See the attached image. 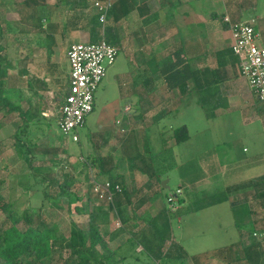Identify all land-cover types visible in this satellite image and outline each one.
<instances>
[{"label":"crops","instance_id":"0c3cea01","mask_svg":"<svg viewBox=\"0 0 264 264\" xmlns=\"http://www.w3.org/2000/svg\"><path fill=\"white\" fill-rule=\"evenodd\" d=\"M95 1L30 0L26 11L22 5L17 10V3L13 0H3L0 6H15L13 18L17 14L16 18H23V22L36 21L35 26L42 30L36 38H32L33 44L29 37L27 46H21L19 42L16 48L21 50L26 47L27 57L34 59V48L37 50L48 46L50 56H54L50 63L51 69H48L50 73L33 70L34 78L27 81L29 92L34 95L39 93L42 96L40 100L46 98V105L38 103L33 107L28 103V110H23L27 116H32V120L36 117L47 119L45 116L51 113L50 104H53V101L48 102L49 99L59 100L57 120L58 108L69 90V65L65 67L59 61L63 58L64 47L63 44H56V38L66 33L70 37H80L84 42H98L105 38L125 51L126 70L116 74L113 68L105 76L109 78L108 83L118 86L120 97L103 105L97 117L98 130L90 134L87 149L85 146L79 157L75 158L80 165L79 174L84 173L87 181V185H81L83 189L76 195L77 203L87 206L88 211L97 215H107L108 224L103 225L101 231L106 244L110 243L109 248L114 250L126 244L143 224L168 206L170 195L175 193L165 192L161 182L163 173L181 168L176 149L193 139L189 123L184 120L185 108L194 107L210 117L223 112L240 111L244 114V122H249L248 115H252V122L261 121L264 130V103L252 95L246 80L240 75V60L231 48L232 31L223 20L228 15L232 21H253L260 34L258 43L264 47V12H259L260 0H125L123 5L119 4V0H110L111 7H116L115 13L124 11L125 14L117 21L114 14H109L106 25L111 31L107 39L94 31L96 24H100ZM250 11L253 12L251 16L248 14ZM47 12L50 21L45 15ZM12 20L15 23L16 20ZM46 36L54 39L47 40L46 46H41ZM55 50L58 56H55ZM176 52H181V57L188 63L190 76L186 82L171 89L158 66L163 57H174ZM12 70L19 75L25 72L24 69ZM111 72L114 73V82L110 78ZM53 85L55 88H52ZM16 87H20V84L12 83L10 88L15 96L22 92V88L18 90ZM42 93H46V96ZM16 100L20 101L19 98ZM16 105L21 108L20 102ZM171 116H181L184 122H169ZM228 151L231 157L228 165L221 163L212 167L214 160L209 156L208 160L202 161L210 167H206L205 174L181 177L177 189H181L178 198H182L183 203L178 205L177 211L168 212L170 235L177 243L181 244L175 232L176 223L180 221L178 213L185 212L184 207L190 205V200L196 201L198 194H203L206 202L211 203L214 200L211 193L213 185L219 187L223 195L227 190L240 192V196L234 200L224 196L231 205L243 201L246 196L254 198V190L245 188L243 183L264 176V140L257 145L253 154L245 158L238 157L233 146ZM243 151L248 152V149L243 148ZM138 154L152 162L154 173L151 177L133 168L131 160ZM90 157L111 158L108 159L107 167L113 168L109 174L101 176L99 182L110 181L107 175L122 178V184H118L123 190L113 203L101 202L92 193L93 173L97 169L89 167ZM168 182L169 179L167 185ZM260 204L258 199L254 209L258 214L254 215V219L264 217L259 214H264ZM254 232L257 235H253L252 242L256 243L250 249L254 257L253 264H264L262 220ZM241 239L220 246H234V252L228 257L213 252L215 261L232 264L230 261L237 259V256L243 257L244 248L239 245ZM183 248L186 249L185 246ZM185 252L191 256L190 252Z\"/></svg>","mask_w":264,"mask_h":264},{"label":"rangeland","instance_id":"374dc122","mask_svg":"<svg viewBox=\"0 0 264 264\" xmlns=\"http://www.w3.org/2000/svg\"><path fill=\"white\" fill-rule=\"evenodd\" d=\"M13 1L17 3V10L23 4V0ZM2 3L3 0H0L1 5ZM14 7L13 5L9 8L8 6H0V26L2 28L0 44L7 48L6 57L2 62L6 80L4 96L9 97L15 104L20 102L23 111L28 110V103L33 107L38 103L46 105V98L40 100L42 96L39 93L34 95L28 91L27 81L34 78L33 70L39 73L46 70L47 73H50L48 69H51L50 63L54 60V56H50L48 46L39 47L37 50L34 48V59L27 57L26 47L21 50L16 48L19 42H21V46H27L29 37L33 44L32 38H36L38 32L42 30L35 26L36 21L23 22V18H16L17 14L13 18ZM258 8L260 13L264 12V0H260ZM248 14L251 16L253 12L250 11ZM45 15L50 21L51 17L48 12ZM12 19L16 20L15 23L12 22ZM94 31L108 39L111 30L107 28V25L100 23L96 24ZM53 39L54 37L46 36L40 45L46 46L47 40ZM74 42H84V40L80 37H70L69 33L56 38V44H63L64 47L63 58L59 61L65 67L68 66L66 53ZM55 56H58L56 50ZM13 68L16 70L24 69L25 72L19 75L12 72L14 71ZM113 68H115L114 73L116 74L126 70L125 51L120 50L115 63L108 67L107 72ZM114 73L111 72L110 74L113 82ZM108 81L109 78L107 77L99 84L95 92V110L87 116L86 124L70 132L66 138L61 134L55 119L59 105L57 99L48 100V102L53 101V104L49 103L51 113L47 112L49 113L48 116H45L47 119L36 117V121L30 120V124L27 126H25L26 120L24 118L27 116L26 111H24L23 117L19 115V111L4 114L7 107L0 109V197L4 201L12 203L11 218L7 216V213L0 211V226H9L18 220H20L21 225L24 223L23 215L29 214L28 216L31 218L41 217L45 219L49 227H56L58 232L64 236H69L75 222L84 228L86 227V215H78L74 209L76 204L78 205L76 195L83 189L81 185H87L84 173L79 174L80 165L75 158H78L81 150H84L85 146L89 144L90 134L98 130L96 122L103 105L120 97L118 86L115 83H108ZM12 83L14 85L20 84V87H16L18 90L22 88L20 95H14L10 89ZM52 88H55V85ZM43 95L46 96V93ZM18 98L20 101L16 100ZM184 115L186 117L184 120L189 123L188 126L193 139L176 149V157L181 168H173L168 173L162 174L163 181L169 179L167 187H163L165 192H176L178 184L181 183V177L188 178L193 175L205 174L208 166L204 165L202 161L208 160L209 156L214 160L212 167L221 163L228 165L227 162L231 158L228 151L230 146H233L238 157L245 158L253 154L257 145L264 140L263 123L261 121L252 122V115H248L249 122H244V114L242 115L240 111L223 112L210 117L194 107H189L185 108ZM27 117L32 116L29 114ZM180 118L181 116H171L169 122L181 124L184 121ZM17 136L21 137L19 142ZM151 140L153 141V139ZM243 148H247L248 152H244ZM231 167L229 166V168ZM190 168L193 171H189ZM69 177L71 180L68 195L61 192L57 196V192L60 191L58 184L65 185L64 183ZM211 189L214 198L211 203L206 202L203 194H198L196 201L190 200V205L184 207L185 212L178 213L180 221L176 223V235L181 244L185 246V250L190 252L191 256L197 257L199 261L190 259L187 264H217L219 261H215L216 257L213 254L215 249L235 242L242 235L244 237L249 236L251 239L250 235L254 225L250 224L249 221L254 218V214H250L249 210L252 209L250 208L251 205H256L257 200L250 197L249 203L237 202L236 206H233L229 200H225L224 196L227 195L234 200L240 196L239 191L230 192L227 190L223 195L216 185H213ZM66 196H69V208ZM172 203L171 201L168 202L170 211L178 210L179 204L176 203V209H173ZM193 208L196 209L193 210ZM114 243L116 244L117 241ZM109 244L107 245L108 248ZM96 250L95 254L98 253V257L106 254L101 245ZM68 252L66 251V253ZM243 253L245 254V249ZM135 254H138L142 260L139 259L140 261H138L133 257L128 264H152L151 260H146V254L138 252V250L134 252ZM172 264L180 263L173 261Z\"/></svg>","mask_w":264,"mask_h":264},{"label":"trees","instance_id":"16d2710c","mask_svg":"<svg viewBox=\"0 0 264 264\" xmlns=\"http://www.w3.org/2000/svg\"><path fill=\"white\" fill-rule=\"evenodd\" d=\"M29 1H23V10L26 11L27 8L29 9ZM106 1L107 0L101 2ZM119 1V4L123 5L125 0ZM115 8L116 7H111L109 14H114V19L117 21L124 16L125 12L123 11L121 14H117L114 11ZM106 22L100 23L106 25ZM1 35L2 28L0 26V36ZM6 54L7 48L0 44V109H2V107H7L4 114H10L19 110V114L24 117V113L20 106L13 104L7 96H4L5 73L3 71L2 62ZM158 67L164 76L167 86L171 89L186 82L190 76V68L188 63L181 57V52H176L174 57L172 55H166L159 61ZM26 117H24L26 120L25 126L30 124L29 120H32V117ZM20 138V136H17L18 142ZM108 159L111 158H89V167L91 169H97V171L93 173L92 185L95 182H99L101 176L109 174L110 170L113 168V166H111V168L107 167L109 164ZM131 164L133 168L148 174L149 177L154 173L152 162L147 158L145 159V157H141L139 154L131 160ZM107 176L111 182L122 184L121 177L113 178L110 175ZM70 180L71 179H67L64 183L65 185L61 183L58 184L60 191L57 192V196H59L61 192L68 195ZM64 186H66V188H64ZM243 186L254 190V198L261 201L260 206L264 209V176L249 181L248 183H243ZM118 194L117 192L115 197ZM66 197L67 202L69 196ZM69 201L67 202L68 208L70 207ZM174 201L179 205L183 203V199L178 198V195L175 196ZM239 202L249 203V196H246L243 201ZM236 203L237 202L233 203V206H236ZM11 208L12 203L4 201V199L0 197V211L7 213L9 218L12 216L10 211ZM250 208H252L249 210L250 214H258V212L254 210L255 206L251 205ZM74 209L77 214L86 215V227L84 228L76 222L73 223L74 225L69 236L60 234L56 227H49L45 219L41 217L31 218L28 216L29 214L23 215L24 223L21 225L19 222L20 220H18L9 226H0V264H128L129 260L133 257L135 260H142L138 254L134 255V252L137 251L138 248H140L138 252L146 254V260H151L152 264H172L173 261H177L180 264H187V261L190 259L198 261L197 257L186 255L183 246L171 237L168 218V212H170L169 206L164 207L154 215L151 220L143 224L136 233L128 239L126 244L114 250L107 247L101 231L103 225L108 224L107 215H97V213L95 214L88 211L87 206L76 205ZM259 214L264 215L262 212H259ZM260 220L264 223V217L259 220L252 218L249 221L250 224L254 225L251 231L252 234L250 235L251 239L249 236H241L242 239L239 245L243 246L245 254L243 257L236 255L237 259L230 261L232 264H253L254 257H252L250 249L256 243L252 242V239H254V230L257 229ZM100 245L104 248L106 254L98 257V253L95 254V252H97L96 249H98ZM66 251L69 252L66 253ZM231 252H234V247L227 246L217 249L214 251V254L228 257L231 255ZM236 253L237 252H235V254Z\"/></svg>","mask_w":264,"mask_h":264},{"label":"built area","instance_id":"2783aa9c","mask_svg":"<svg viewBox=\"0 0 264 264\" xmlns=\"http://www.w3.org/2000/svg\"><path fill=\"white\" fill-rule=\"evenodd\" d=\"M94 6L98 19L105 23L111 9V2L96 1ZM232 31L231 48L240 60V75L246 80L252 95L264 103V47L260 46L259 32L254 22L232 21L223 17ZM119 47L105 38L98 42H74L67 52L69 65V90L64 102L58 108V128L66 138L70 132L82 127L86 118L94 110L95 92L105 78L107 69L119 54ZM122 186L111 181L95 182L92 193L100 201L113 203L115 194L122 192ZM177 189L170 195L171 207L176 209ZM257 235V233H255Z\"/></svg>","mask_w":264,"mask_h":264},{"label":"water","instance_id":"95a60500","mask_svg":"<svg viewBox=\"0 0 264 264\" xmlns=\"http://www.w3.org/2000/svg\"><path fill=\"white\" fill-rule=\"evenodd\" d=\"M162 186H163V187H167V180L162 181Z\"/></svg>","mask_w":264,"mask_h":264}]
</instances>
